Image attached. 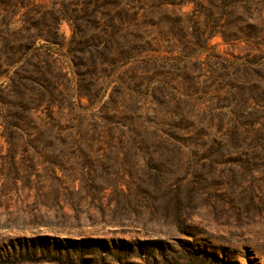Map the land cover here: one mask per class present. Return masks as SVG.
<instances>
[{"label": "rangeland", "instance_id": "rangeland-1", "mask_svg": "<svg viewBox=\"0 0 264 264\" xmlns=\"http://www.w3.org/2000/svg\"><path fill=\"white\" fill-rule=\"evenodd\" d=\"M117 1L136 0H0V31L14 38L37 34L30 18L50 31L53 18H71L59 44L35 38L8 73L0 39V122L40 98L36 122L53 110L68 132L99 137L26 149L0 138V264H264V155L232 153L242 150L231 137L240 129L264 145V0H140V24H124L121 42L133 30L145 56L205 51L110 76L113 66L90 65L84 9L104 5L98 20L108 23ZM247 59L258 63L239 65ZM161 129L181 139L161 141Z\"/></svg>", "mask_w": 264, "mask_h": 264}, {"label": "trees", "instance_id": "trees-1", "mask_svg": "<svg viewBox=\"0 0 264 264\" xmlns=\"http://www.w3.org/2000/svg\"><path fill=\"white\" fill-rule=\"evenodd\" d=\"M17 2V5H22L24 0H14ZM115 1V0H113ZM137 1V2H136ZM133 5L125 4L123 2H114L113 3V10L115 14L113 15V18L109 20L108 23H104L101 20H98V15L102 13L100 10L101 7L104 8L105 6L101 5H95L94 8L88 9L85 8L84 12L87 16L93 18V25L91 26V31L88 32V36H91V39L88 40V45L90 48L94 49L96 53H93L92 57H90V65L95 68L97 71L98 69H103L104 65L113 66L114 68L111 70L110 76H114L116 73V69L119 68V66H124L126 64H141V63H152L155 64L159 60L168 61L170 64H172L174 67H177L179 63L185 60V58L194 56V52L201 53L205 50H195V49H182L180 53L181 55H171V56H145L143 55L144 51L146 49L144 46L140 44L142 41V35L136 32H129V35L132 36V39L130 40H124L121 42L119 38L120 32L124 30V24L128 25L130 22H133L135 25L139 26V18H140V12L139 10L142 8L141 5H143V2H139L140 0H136ZM25 3V2H24ZM127 8V9H126ZM125 11V12H124ZM129 13V14H128ZM61 17H55L53 18V24L50 25L51 28H53L52 31L45 30L49 28V25L45 24V22L38 18H30L28 21V24L31 25V27H35L39 31V27H46L39 32L37 31V34L35 35H19V38H14L13 34H9L7 32H1L0 31V39L3 44L6 45L7 51L5 52L4 58L6 60H3L5 62V70H1L3 73H8L9 70L14 67L17 63L22 62L27 58V56L30 55L32 50H36V44L37 41H34L35 38H43L45 40V44H59L58 42V35H59V24L62 19H68L70 18V15L66 12H63L61 14ZM105 15L110 16V13H106ZM71 19V18H70ZM43 25V26H42ZM110 27L107 28L106 27ZM113 28V30H110ZM73 36L71 38V45L70 49L71 52H80L79 45L81 42L79 41V32H81V29L79 26H77L76 23L73 24ZM86 37V32H83ZM81 36H84V35ZM226 37V35H224ZM86 43V42H84ZM113 43L117 45V47H113ZM202 46L203 44H199ZM206 45V44H205ZM206 47V46H202ZM172 53V52H171ZM220 58V57H219ZM220 60H224L221 58ZM255 63H258L256 60L247 59L246 61H243L239 65L241 66H250L254 65ZM236 63H233L235 65ZM151 65V64H149ZM238 65V66H239ZM105 70V69H104ZM167 73V72H165ZM164 73V74H165ZM163 75V74H161ZM180 75H177L179 77ZM154 78L156 75L153 76ZM131 78L134 80H142L141 72H134L131 75ZM29 79L32 80L30 77ZM171 79H175L174 77H171ZM39 81V80H35ZM48 85H54L55 82H51V84L47 81H45ZM59 84V82H56ZM141 83L136 82L135 87L140 86ZM8 88H11V86H8ZM189 89V87H187ZM137 91V90H135ZM139 91V90H138ZM187 95H192L193 90H185ZM81 97H88L90 102L92 100L90 99V95L87 93H84L81 95ZM5 98L0 95V104L7 102L4 100ZM96 101V99H94ZM42 105L40 102V98H34L31 105L24 106L23 108L27 111V114H17L12 113L9 118H3L4 125L0 122V138H3L7 145L11 147H16L17 142H21V147L29 148V147H35L39 142L43 141H62L67 144H76L80 140L81 141H90V140H98L99 137H96V132L91 133L92 130H89L87 132L82 131L81 129L78 130H68L63 128V125L58 121L57 117L54 116V112L52 110L51 105L48 107L49 110H52L51 114L49 115V118L51 119L49 122H36V118L39 119V117L36 115L37 109ZM1 110V108H0ZM35 115V116H33ZM3 117V116H2ZM42 121V120H41ZM51 126V127H49ZM71 129V127H68L67 129ZM66 130V131H65ZM162 131V132H161ZM156 130L157 138L161 141H179L181 138L180 136H177L176 134H172L169 132H165L162 129ZM231 137H234V139H237L238 142L235 143L236 147L233 148V151L242 150L240 152H232V153H238V154H245L249 150L253 155H264L259 150H264L263 144H255V143H249L247 144V140L249 139V134H246L245 132L241 131L240 129H236L232 131ZM1 145V144H0ZM221 146V145H220ZM261 146V147H259ZM202 147H205L202 146ZM221 155L224 156V154ZM228 155V154H227ZM125 249H133V245L129 244L127 246L124 245Z\"/></svg>", "mask_w": 264, "mask_h": 264}]
</instances>
